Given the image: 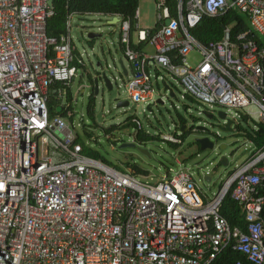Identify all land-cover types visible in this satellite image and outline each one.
Masks as SVG:
<instances>
[{"label":"built area","instance_id":"built-area-1","mask_svg":"<svg viewBox=\"0 0 264 264\" xmlns=\"http://www.w3.org/2000/svg\"><path fill=\"white\" fill-rule=\"evenodd\" d=\"M152 1L151 28L138 27V8L132 19L109 15L116 18L122 54L136 70L120 85L127 99L145 111L158 99L164 103L167 90L154 99L151 82L162 83L163 76L145 71L153 68L198 107L254 119V139L264 124V0ZM228 10L242 15L248 27L231 37V26H223L220 39L208 44L191 35L202 17ZM52 14L47 0H0V264H216L226 249L264 264V144L211 198L179 161L182 168L151 182L82 154L70 110L67 117L48 114L52 95L57 107L67 109L74 62L83 65L70 35L74 14L59 37L46 34ZM131 44L149 46L152 53ZM193 50L200 60L190 67L186 56ZM56 83L64 88L51 89ZM171 124L158 138L181 144V123ZM226 194L239 205L243 228L219 213Z\"/></svg>","mask_w":264,"mask_h":264},{"label":"rangeland","instance_id":"rangeland-1","mask_svg":"<svg viewBox=\"0 0 264 264\" xmlns=\"http://www.w3.org/2000/svg\"><path fill=\"white\" fill-rule=\"evenodd\" d=\"M137 8L139 11L138 27H153L156 13L154 2L139 0ZM109 19L108 15L85 14L83 16L74 15L71 20L70 35L74 51L76 54L83 52V65L78 67L69 83L72 96L69 103L71 122L77 142L96 152L99 159L119 171L132 172L133 167H138L144 172L136 175L140 181L153 182L162 178L165 173L172 174L178 168H182L177 164L179 161L184 167L190 168L192 178L200 193L207 198L213 197L229 173L257 147L254 142L250 143L244 135L251 131L254 119L251 118L248 123L241 122L240 132L234 131L228 134L218 132L216 120L214 118L208 120L205 113L214 114L222 107L212 109L207 106L198 107L194 102L183 98L181 95L184 93L181 86L169 78L174 96L170 97L166 94L162 105L152 106L153 116L143 110L144 105L129 101L124 87L120 86L124 76L120 75L117 63L118 57L123 56L119 49V29L116 24H107ZM245 25L248 27L247 23ZM87 33L95 34L92 47L86 41L88 40ZM146 51L152 53V48L148 46ZM199 60L200 55L195 50L190 51L186 56L190 67H194ZM98 64L100 67L108 65V71L112 76H116V79L112 81L111 90H107L102 84L99 85L97 94H93V117L90 118L87 115L86 106L88 97L93 91L87 75L92 76ZM150 73H153V68L150 69ZM151 82L154 99L159 95L163 96L161 81L151 78ZM116 100L129 101L128 106L115 108ZM177 115L185 120L189 128L192 125L194 129L198 125H203L208 132L188 131L181 144L178 145L155 138L145 142L135 141L136 126L142 128V132L158 137V133L168 131V127L172 125L171 122L177 120ZM130 117L135 118L139 124L122 127L121 125L127 120L130 123ZM107 127L116 128L106 136L102 129ZM202 136H207L214 142V150H200L195 139ZM220 145H224L225 149L219 150ZM139 149L147 150L148 155L140 152ZM222 154L227 156L228 165L226 167L219 163ZM206 176L210 178L209 181L205 180Z\"/></svg>","mask_w":264,"mask_h":264},{"label":"trees","instance_id":"trees-1","mask_svg":"<svg viewBox=\"0 0 264 264\" xmlns=\"http://www.w3.org/2000/svg\"><path fill=\"white\" fill-rule=\"evenodd\" d=\"M139 0H53L52 2V10L53 14L47 18L46 20V34L48 36L59 37L61 34L66 33V20L67 16L73 13L75 16H83L85 14L91 13H100L103 15H120L122 18H130L132 19L134 11L138 7ZM134 24V21H132ZM223 26H231V37L235 35L237 31L242 30L245 27L244 17L240 14H237L233 10H228L221 15H217L214 17H202L198 25L191 30V35L203 44H208L212 41H217L220 39L222 34ZM259 40V39H258ZM90 47L93 46V39L86 40ZM120 42V41H119ZM121 44V52L124 51V45ZM144 44H140L138 46H134L131 44L132 48H136L138 50H142ZM76 55V52H74ZM76 67H82L76 62H74ZM145 71H147V67H145ZM157 75L163 76V80L171 84L167 76L160 71H156ZM166 77V79L164 78ZM87 80L91 83V76L87 75ZM64 88L60 83H56L51 86V89ZM66 89V100L70 103L71 101V92L68 87ZM92 90V89H91ZM189 100L190 98L187 97ZM58 100L52 96L49 98L48 102V114L50 117L59 115L62 117H67V111L70 110V105L66 110H61L60 112H56V107ZM93 106H94V97L93 92L90 93L88 97V103L86 106L87 115L92 118L93 117ZM132 117H130V123L127 122L122 124V127H126L129 124H135L131 121ZM69 120L71 118L69 117ZM177 121L180 123H186L185 120L177 115ZM261 132L255 133V144L259 148L264 144V124L258 125ZM116 127H107L103 128L102 131L106 136L110 135ZM137 130L135 133V141L145 142L149 141L152 138L159 139L157 136H151L147 133L142 132L141 128L136 126ZM193 126H191L188 130L183 132L179 137L181 141H183L185 135L188 131H191ZM241 129V128H240ZM246 138H252L249 132L245 134ZM253 139V138H252ZM82 154H85L91 158L98 159V155L96 152L89 150L82 146L81 150ZM106 163L105 161L101 160ZM260 165L264 166V161L260 163ZM123 172V171H122ZM132 173L142 174L144 173L138 167H133ZM259 194L264 197V188L259 191ZM219 213L228 221L230 226H238L243 228L244 219L243 215L240 212L239 205L233 201L229 194H226L220 204ZM261 217L264 220V203L261 208ZM241 261L243 264H250L246 258L238 252L231 251L230 249H226L223 251L216 260V264H234L235 261Z\"/></svg>","mask_w":264,"mask_h":264},{"label":"water","instance_id":"water-1","mask_svg":"<svg viewBox=\"0 0 264 264\" xmlns=\"http://www.w3.org/2000/svg\"><path fill=\"white\" fill-rule=\"evenodd\" d=\"M49 5H52L53 0H47ZM116 20V18H114ZM168 20H166L165 23H167ZM109 22H112L111 20ZM114 22V21H113ZM86 37L88 40L93 39L95 37V34L93 33H87ZM125 57H121L117 59V63L120 68V75L122 76H127L126 70L124 68V61ZM116 79V76H112V74L108 71V65L106 67H100V64L97 65V69L94 71L93 75L91 76V83L90 87L93 91V94L96 95L98 92V87L100 84H102L107 90L112 89V81ZM162 90L168 92V96L172 97L174 96V93L172 91V88L164 81L162 82ZM157 104L162 105L163 101L161 99L157 100ZM128 106V101L126 100H116L115 108H124ZM61 108L56 107V112H60ZM146 110L148 112L151 111V108L149 105L146 106ZM238 117H230L224 113L222 110H218L216 113H205V117L208 120L215 119L216 120V125L218 132L228 134L231 132H240V123H248L247 116L243 114L240 111H237ZM180 132L183 133L187 129V124L186 123H181L180 124ZM203 131V132H208V129L205 126L198 125L195 127L194 131ZM258 132H261V129H258ZM195 142L199 145L200 150H214V142L209 139L207 136H202L199 138L195 139ZM225 146L220 145L219 150H224ZM140 152L147 154V150L144 149H139ZM219 163L223 166L226 167L228 165V160L227 156L225 154H222L219 158ZM206 181H209V177H205Z\"/></svg>","mask_w":264,"mask_h":264},{"label":"crops","instance_id":"crops-1","mask_svg":"<svg viewBox=\"0 0 264 264\" xmlns=\"http://www.w3.org/2000/svg\"><path fill=\"white\" fill-rule=\"evenodd\" d=\"M139 12V11H138ZM110 21V19L109 20H107V24H114V19L112 18L111 19V21L112 22H109ZM117 25V24H116ZM133 38H134V35H132V41L133 42H135V38H134V40H133ZM148 46H144L143 47V49H142V51H146V48H147ZM119 49L121 50V44H120V42H119ZM147 52V51H146ZM123 55V54H122ZM123 57V56H122ZM118 58H121V56H119ZM126 62V63H125ZM125 62H123L124 63V68H125V70H126V73H127V76H125L122 80H125V79H127L128 77H131V76H133L134 74H136V70H135V67H134V64H132V63H130L129 61H127V60H125ZM150 69H152V68H149V67H147V71L146 72H150ZM153 72H154V74H155V76H157V74H156V72H155V69H153ZM254 140V139H253ZM254 143H255V140H254ZM247 158V157H246ZM245 158V159H246Z\"/></svg>","mask_w":264,"mask_h":264},{"label":"clouds","instance_id":"clouds-1","mask_svg":"<svg viewBox=\"0 0 264 264\" xmlns=\"http://www.w3.org/2000/svg\"><path fill=\"white\" fill-rule=\"evenodd\" d=\"M168 78V77H167ZM123 79V78H122ZM162 84V83H161ZM171 86H172V84H170ZM170 86V87H171ZM193 126V125H192ZM189 129V127L187 126V129L186 130H188ZM194 129V126H193V128H192V130ZM194 131V130H193Z\"/></svg>","mask_w":264,"mask_h":264}]
</instances>
